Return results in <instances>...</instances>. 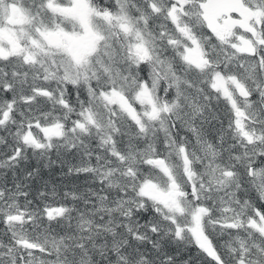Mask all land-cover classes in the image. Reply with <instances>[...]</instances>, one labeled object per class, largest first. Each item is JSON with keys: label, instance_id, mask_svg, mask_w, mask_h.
<instances>
[{"label": "snow or ice", "instance_id": "obj_1", "mask_svg": "<svg viewBox=\"0 0 264 264\" xmlns=\"http://www.w3.org/2000/svg\"><path fill=\"white\" fill-rule=\"evenodd\" d=\"M0 132V264H264V0H0Z\"/></svg>", "mask_w": 264, "mask_h": 264}, {"label": "trees", "instance_id": "obj_2", "mask_svg": "<svg viewBox=\"0 0 264 264\" xmlns=\"http://www.w3.org/2000/svg\"><path fill=\"white\" fill-rule=\"evenodd\" d=\"M103 2V0H102ZM207 31V30H205ZM213 42H215L213 38ZM42 83V82H41ZM206 91H211L205 86ZM213 100L211 102V108L217 117V119L211 120L209 124L205 125L206 134L208 135L209 139H212L217 136L218 132L221 129H227L229 119L232 117V113L230 111V105L221 97L219 100L215 98V94L212 93ZM256 96L254 95L252 99H255ZM45 107V105H41ZM0 135H4L3 132H0ZM181 135H189L187 132H182ZM228 133L225 132L226 139L228 138ZM7 149L0 145V159L4 158V154L6 153ZM158 151L161 154H164V148L162 145L158 144ZM55 160V156H53ZM64 159L66 160L65 165H60L59 163L54 164L51 168L49 167H41L42 164L46 162L37 161L35 158L30 159L27 162V166L31 167L35 165L36 167H41V175L39 178L35 179L30 183V187L27 189L29 191V196L27 199L32 200L34 205L39 204L43 205L45 202L47 203H66L67 201L63 198V193L72 191L74 189H83L86 186V178L75 177L72 175H66L67 167L69 163H76L77 160L73 159L71 156H65ZM3 170H0L2 172ZM142 171L146 174L149 172V166H142ZM23 168L20 170L19 175H22ZM0 183H7V187L9 189L13 186V173L11 171L7 172V179L5 180L2 175H0ZM46 185V187H45ZM55 188L57 192V196L55 199L51 196V190ZM44 191L49 193V197L47 201L41 200L40 192ZM249 196H254L255 194L249 191ZM20 203L23 205L25 203V198H20ZM257 206H260V203L257 202ZM46 223V221H45ZM227 235L220 237H215V242L223 244L225 240H227ZM0 240L7 241L6 235V226L4 225L2 219H0ZM167 250L170 253L175 254L181 260H191L193 264H202V257L198 254L197 249L194 246H189L188 248H184L182 245H177L175 242H172L167 245Z\"/></svg>", "mask_w": 264, "mask_h": 264}, {"label": "rangeland", "instance_id": "obj_3", "mask_svg": "<svg viewBox=\"0 0 264 264\" xmlns=\"http://www.w3.org/2000/svg\"><path fill=\"white\" fill-rule=\"evenodd\" d=\"M157 23H161V21H157ZM172 25H171V23L169 22L168 23V28L171 30L172 29ZM258 97H256L255 99H253V100H256Z\"/></svg>", "mask_w": 264, "mask_h": 264}]
</instances>
